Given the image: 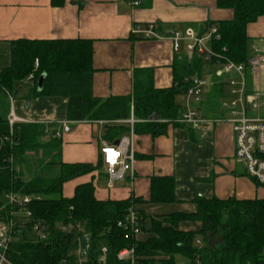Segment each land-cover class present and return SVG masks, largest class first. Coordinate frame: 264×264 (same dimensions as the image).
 I'll list each match as a JSON object with an SVG mask.
<instances>
[{
	"label": "trees",
	"instance_id": "1",
	"mask_svg": "<svg viewBox=\"0 0 264 264\" xmlns=\"http://www.w3.org/2000/svg\"><path fill=\"white\" fill-rule=\"evenodd\" d=\"M52 3L61 6L65 0H52ZM218 4L231 8L233 17L215 24L219 37L214 35L210 46L220 60L211 61L245 63L250 56L247 27L264 16V0H220ZM10 46V63L0 70V220L16 222L14 239L7 251L10 261L72 263L80 237L87 235L89 248L84 264H126L117 258L124 248H134L140 264L157 261L178 264L179 255L189 264H264V197L209 199L197 195L192 200L197 206L194 212L171 213L161 219L152 217L148 230L145 215L138 211L141 231L152 234L141 241L118 226L139 199L100 200L92 181L78 184L72 197L64 195L67 182L95 171L101 173L102 160L65 163L62 139L50 134L45 123L17 122L12 127L9 123L12 99L30 101L40 96H64L69 99L68 120L105 121L104 139L108 143H114L131 130L130 123H122L131 118L135 119V133L166 134L169 126H184L174 121L182 109L177 98L202 78L203 57L195 55L190 60L183 55L177 57L175 83L170 88H155L152 70H145V78L135 80L132 94L98 98L92 92L91 40L18 38L11 40ZM31 74L33 77L29 79ZM42 74L45 79L39 87ZM27 83L29 87L24 92ZM220 87L221 82L215 89L222 93ZM32 170V176L27 178L26 174ZM12 192L32 198L27 205L32 213L29 220L13 216V207L5 201L6 194ZM176 201L174 177L153 176L149 202ZM183 221L200 222V229L181 230L179 224ZM35 222L49 228L47 240H39L34 234ZM20 224L24 225L21 229ZM62 225L73 228L65 231ZM104 246L106 259L100 263Z\"/></svg>",
	"mask_w": 264,
	"mask_h": 264
},
{
	"label": "crops",
	"instance_id": "2",
	"mask_svg": "<svg viewBox=\"0 0 264 264\" xmlns=\"http://www.w3.org/2000/svg\"><path fill=\"white\" fill-rule=\"evenodd\" d=\"M134 1L139 4H133ZM219 1L65 0L57 6L52 0H0V70L10 63L13 39H85L93 44V96L130 95L135 80L145 78V70H152L155 88H170L175 83L177 57L187 58V41L183 40L181 49L175 51L171 34L193 28L200 36L211 35L212 26L233 17V10L219 6ZM150 24L158 37L143 38L134 33L136 28L145 29ZM247 34L250 55H264V16L248 25ZM205 64L202 79L208 84L201 101L194 104L206 118L201 128L169 126L167 133L159 136L135 132L132 135L129 131L124 136L132 141L133 171L113 186L108 184L101 153L102 141H106V122L68 120L69 99L64 96H40L30 101L17 97L11 100L9 111L13 109L24 122L45 123L50 134L61 130L66 122L70 131L61 138L63 162L102 160L104 170L67 182L64 195L72 197L78 184L92 181L100 200L137 198L139 201L134 206L145 215L148 230L152 217L161 219L171 213L194 212L197 206L192 200L197 195L209 199L264 197V188L246 174L244 164L235 158L233 124L228 121L229 113L221 107V102L226 100L224 84L228 83L229 75H216L221 68L219 63L205 60ZM220 82L222 93L215 89ZM249 86L264 93V68L256 77L249 76ZM28 87L29 83L23 86L24 92ZM233 97L230 94L227 100ZM153 176L174 177L176 202H149ZM200 226V222L179 224L184 231H197ZM150 236L146 231L138 239L144 241Z\"/></svg>",
	"mask_w": 264,
	"mask_h": 264
},
{
	"label": "built area",
	"instance_id": "3",
	"mask_svg": "<svg viewBox=\"0 0 264 264\" xmlns=\"http://www.w3.org/2000/svg\"><path fill=\"white\" fill-rule=\"evenodd\" d=\"M133 4L138 5V1ZM134 33L143 38H155L158 35L154 31V26L150 24L147 28L140 27L134 30ZM211 35L204 37L198 35L193 28H188L186 31H175L171 34L170 39L173 42L175 51L181 49V42L187 41L185 45L187 58L190 60L193 56L198 55L205 60L219 59L218 55L210 46L211 38L217 37V28L211 27ZM220 60V59H219ZM218 61V60H217ZM221 64L219 61L217 62ZM38 67V62L35 68ZM264 68V55L254 53L250 55L245 63H236L231 60L221 64V68L216 71L218 77L225 74L229 75L228 84L231 88V94L234 98L223 100L221 107L228 112L230 117L228 121L233 124L234 139H235V158L244 164L246 174L260 186H264V113L260 111L264 107V93L258 89L251 90L249 86V76L256 77ZM33 75L29 76L31 79ZM208 82L205 79H197L196 83L189 87L182 94L183 106L180 114L174 120L176 123L189 126L194 129L201 128V125L206 121V118L201 115L200 109L194 104H198L204 93V88ZM10 126L12 127L17 122H24L18 118L13 109L8 116ZM101 124L105 121H99ZM124 122L131 124V134H134L133 124L134 118L125 120ZM62 129L55 132L54 135L62 138L63 133L69 132V125L64 122ZM119 144L108 143L102 141L101 153L104 156V164L108 177L109 186L121 179H124L129 171H133L134 152L132 149V141L128 136H122L119 139ZM30 196H22L18 193H8L5 196V201L12 208V214L23 217L24 220L31 218V211L27 205L31 202ZM16 222L14 220L5 222L0 220V264H14L7 256L9 243L13 241L12 234L15 233ZM118 226L129 230L134 234L135 238L142 233L141 217L138 210L132 207L124 220L118 222ZM24 225L20 224L19 228ZM18 232V230H17ZM33 232L39 240H47L50 236L49 228L39 222L33 225ZM89 248V244H88ZM102 254L98 262L105 263L107 247H102ZM88 255V254H87ZM87 256L83 255L81 249V237L79 246L76 250V259L72 263L64 260L61 264H84ZM117 258L119 261L126 264H140L139 258L135 255L134 248L121 249Z\"/></svg>",
	"mask_w": 264,
	"mask_h": 264
},
{
	"label": "rangeland",
	"instance_id": "4",
	"mask_svg": "<svg viewBox=\"0 0 264 264\" xmlns=\"http://www.w3.org/2000/svg\"><path fill=\"white\" fill-rule=\"evenodd\" d=\"M206 65V64H205ZM224 97H225V99L227 100V99H229V97H230V94H231V88H230V86H229V84L228 83H226V84H224ZM234 98V97H233ZM177 101H178V103L179 104H181L182 106H183V102H182V100H180V98H177ZM3 109H5V106H3ZM260 111L261 112H263L264 113V107H262L261 109H260ZM41 156V155H40ZM32 169H34V173L36 172V168L34 167V168H32ZM103 170H104V168H103ZM103 170H101L102 172H103ZM32 173H33V170H32V172H29L28 174H26V177L27 178H30L31 176H32ZM93 173H99V171H95V172H93ZM262 187V186H261ZM263 188V187H262ZM62 228H63V230H65V231H69V230H72V226H64V225H62ZM198 245H200V243H197ZM177 263L178 264H189V262L187 261V259H185L184 257H182V256H177ZM155 264H161V262H156Z\"/></svg>",
	"mask_w": 264,
	"mask_h": 264
},
{
	"label": "water",
	"instance_id": "5",
	"mask_svg": "<svg viewBox=\"0 0 264 264\" xmlns=\"http://www.w3.org/2000/svg\"><path fill=\"white\" fill-rule=\"evenodd\" d=\"M44 79H45V75L42 74L38 79V86L39 87L43 86ZM119 141H120L119 139L116 140L114 144L118 145ZM88 244H89V237L87 235H82L81 236V249H82L84 256H87V254H88Z\"/></svg>",
	"mask_w": 264,
	"mask_h": 264
}]
</instances>
